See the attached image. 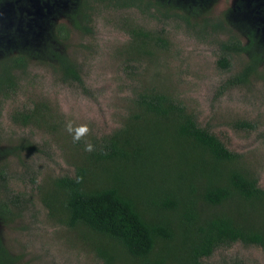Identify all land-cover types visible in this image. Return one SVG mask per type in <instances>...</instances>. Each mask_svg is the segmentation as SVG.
<instances>
[{"label":"trees","instance_id":"trees-1","mask_svg":"<svg viewBox=\"0 0 264 264\" xmlns=\"http://www.w3.org/2000/svg\"><path fill=\"white\" fill-rule=\"evenodd\" d=\"M74 14V29L91 35L93 13L103 10H137L161 24L173 20L202 37H219L224 30L219 20L186 10L163 0H81ZM12 4L16 15L27 18L29 0H0V7ZM172 21V22H173ZM132 59L154 57L166 50L165 30L142 26L129 30ZM68 42L71 31L57 30ZM222 71L232 69L235 56L248 60L222 86L223 90L244 87L259 75L264 52L255 42L244 45L235 35L217 43ZM52 68L64 83L84 84L77 62L60 51H51ZM134 57V58H133ZM29 55L4 58L0 67V115L4 102L21 87V75L29 69ZM43 103L11 115L22 127L46 126ZM234 126L255 129L248 121ZM1 127V125H0ZM31 141L20 140L0 155L36 154ZM3 165V166H2ZM37 176L33 179L35 180ZM8 164L0 165V219L12 222L23 216L22 208L33 206L31 198L12 195ZM40 202L53 225L76 230L88 242L89 250L104 264H203L222 247L241 243L264 251V188L239 153L233 152L179 97L166 89L146 87L131 100L121 127L85 151L73 176L48 179L38 186ZM5 197V198H3ZM0 237V264H21ZM241 264V263H236Z\"/></svg>","mask_w":264,"mask_h":264},{"label":"rangeland","instance_id":"rangeland-1","mask_svg":"<svg viewBox=\"0 0 264 264\" xmlns=\"http://www.w3.org/2000/svg\"><path fill=\"white\" fill-rule=\"evenodd\" d=\"M32 1L33 7L50 5L49 0ZM165 1L203 15L198 0ZM240 1L246 6L238 0L210 1L215 12L210 14L224 22L225 31L219 37H202L196 29L173 20L161 24L137 10H103L94 14L91 35L71 31L68 42L57 33L61 24L70 26L66 1L60 9L45 14L39 11L38 19L32 14L22 19L12 4L0 7V59L5 52L27 53L32 58L29 69L21 75L19 91L4 102L0 115V154L20 140L39 148L38 153H25L21 159L16 153L0 155V165L4 161L8 164L12 195L33 196V206L22 208L21 218L12 222L0 219V237L21 257V264H104L78 231L48 220L38 186L51 178L73 176L88 146L95 147L96 142L121 127L131 100L146 87L166 89L183 100L202 127H209L229 150L243 156L264 188V63L250 85L229 90L222 86L241 70L248 56H235L230 71L218 66L217 43L231 34L243 31L241 42L253 41L256 50L264 52V25L259 21L264 16L256 8L249 10L250 0ZM240 9L251 12L254 21H243ZM132 26L154 32L164 29L167 49L157 51L154 57L132 59L128 49ZM51 51H60L77 62L83 85L61 81L51 65V60L54 65L56 61H49ZM41 103L46 105L48 120L44 128L22 127L12 121V113ZM237 120L248 121L255 129L236 127L233 123ZM82 127L86 129L83 133L79 131ZM76 136L79 139H74ZM236 263L264 264V251L238 243L222 247L203 260V264Z\"/></svg>","mask_w":264,"mask_h":264},{"label":"flooded vegetation","instance_id":"flooded-vegetation-1","mask_svg":"<svg viewBox=\"0 0 264 264\" xmlns=\"http://www.w3.org/2000/svg\"><path fill=\"white\" fill-rule=\"evenodd\" d=\"M67 2V7L69 8L68 12H66V17H67V20L69 21V24L70 26L66 28L69 29L70 31H75V32H78L74 29V22H73V17H74V14L78 11L79 7H81V4H82V1L81 0H49L50 2V5H48L47 7H42V6H38L36 5L35 7H33V1L32 0H29L30 2V5H31V9L30 11H28L27 13V18L30 16V14H32L33 16V19H38L40 16L38 15L39 11L41 12L42 11V14H45L47 13L48 11H53L55 10V8H58L60 9L61 8V5L64 3V2ZM165 1V0H163ZM199 1V10L202 14L210 17V18H213L215 19L216 17H213L210 13L212 14H215L214 12V9H212L210 6H212L213 4L210 3V1L212 0H198ZM241 4L245 5L244 3H242L240 0H238ZM252 4L254 6H252ZM247 7L249 8V10H252L250 8H256V11L258 10L260 12V15L264 16V0H250L249 3L247 4ZM53 9V10H52ZM240 11L242 12L240 17L243 21L245 20H250V21H254L253 18L250 16V13L249 11H246L245 9H240ZM253 11V10H252ZM33 12V13H32ZM96 12L93 13V17H94V14ZM22 19H25L24 16L22 15L21 16ZM217 20V19H216ZM256 20H259V18H257ZM260 22L263 23L264 25V19H260L259 20ZM93 23V22H92ZM64 24H61V26H59V28L61 27H65V25L63 26ZM58 28V29H59ZM57 29V30H58ZM264 32V30H263ZM238 33V32H237ZM244 36V33L242 31V33L239 34H235V37L237 39H239L241 41V37L243 38ZM250 43V42H249ZM248 43V44H249ZM261 43V42H260ZM248 44H244V45H248ZM27 53L23 54L22 52H18L16 54H12V53H6L4 55H2L1 59H0V67L3 63H7L4 61V58H8L9 57V60L10 62L12 61V58H22V55H26ZM32 59V58H31ZM32 62V60H29V67H30V63ZM9 67L15 72L16 75H19L20 74V77H21V72L19 71V66H17L16 64H9Z\"/></svg>","mask_w":264,"mask_h":264},{"label":"clouds","instance_id":"clouds-1","mask_svg":"<svg viewBox=\"0 0 264 264\" xmlns=\"http://www.w3.org/2000/svg\"><path fill=\"white\" fill-rule=\"evenodd\" d=\"M69 131H71V128H69ZM79 131L81 132V133H83L84 131H86V129H84L83 127L82 128H80L79 129ZM74 139H79V136H76V137H74ZM89 147V150H90V145L88 146Z\"/></svg>","mask_w":264,"mask_h":264},{"label":"water","instance_id":"water-1","mask_svg":"<svg viewBox=\"0 0 264 264\" xmlns=\"http://www.w3.org/2000/svg\"><path fill=\"white\" fill-rule=\"evenodd\" d=\"M8 5V4H7Z\"/></svg>","mask_w":264,"mask_h":264}]
</instances>
